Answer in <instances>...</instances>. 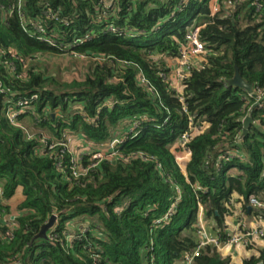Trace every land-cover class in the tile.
I'll return each mask as SVG.
<instances>
[{
	"label": "trees",
	"instance_id": "16d2710c",
	"mask_svg": "<svg viewBox=\"0 0 264 264\" xmlns=\"http://www.w3.org/2000/svg\"><path fill=\"white\" fill-rule=\"evenodd\" d=\"M252 1L213 13L211 0H0V264H178L198 246L200 211L222 243L234 196L264 219L248 208L264 203V9ZM194 22L207 51L176 87L167 59ZM57 55L76 64L48 74L42 57ZM237 71L260 100L227 84ZM33 95L16 126L10 108ZM66 131L93 150L120 139L117 155L75 177ZM193 264L234 263L208 244ZM243 264H264V249Z\"/></svg>",
	"mask_w": 264,
	"mask_h": 264
},
{
	"label": "built area",
	"instance_id": "2783aa9c",
	"mask_svg": "<svg viewBox=\"0 0 264 264\" xmlns=\"http://www.w3.org/2000/svg\"><path fill=\"white\" fill-rule=\"evenodd\" d=\"M221 0H213L212 7H213V13H217L220 9V3ZM246 0H232L233 5H238L241 3H244ZM250 6H254L256 12L262 11L264 8H262V3L259 0H255L250 2ZM207 51L205 43L201 39V26H199L197 23L192 24L187 32L185 42L183 46L180 49L179 56L175 59L176 65L173 69V84L178 87L180 86V82L184 79L185 75L190 71L191 66L193 63L197 61H201V56L205 54ZM144 80V79H143ZM0 91L4 92L3 87H0ZM257 94L258 100L261 99V96L263 92L259 89L257 91H254ZM251 95V94H250ZM37 99V95H33L30 98L27 99H20L17 101L16 107L18 109L14 110L13 107H11L9 111V119L10 121L15 124L18 127H21L22 125L17 122L16 118L23 113L26 110V107L31 103L33 100ZM259 103V102H258ZM141 121H135L131 123L130 128L127 131V136L121 140L124 141L126 138L128 139L129 136H137L139 133H137V128L140 126ZM24 128V127H23ZM25 129V128H24ZM27 130V129H25ZM28 138L33 139L34 134L28 133ZM190 136L188 133L183 135L181 140H178L175 144L174 149L176 147H186L187 143L189 142ZM43 144H48V138L42 137L41 139ZM120 139H116L110 146V149L106 150H93L91 152L82 151L77 153V156L66 146L67 143H63L62 145L67 148L72 156L70 159V168L72 171L73 176L80 177L83 175L88 174L91 169L95 168L99 165V163L104 159H114L116 157V150L114 147L119 143ZM57 143L51 144L49 147L51 149H55L57 146ZM186 154L188 155L187 151ZM89 156L88 163H86L85 157ZM61 163V159H59V165ZM250 204L257 207H264V203L252 196L250 198ZM263 223L255 228H252L250 230H242L240 232H237L233 235H231L226 242L222 243L220 240L216 238H208L207 240L204 239V232L200 229L199 235H201V239L199 240L198 246L194 250L193 253H189L185 256V259L178 263V264H193L196 257L200 256L202 248H204L208 244H212V246H216L218 250L223 253L225 247H231L234 244H241L244 247L252 248L257 239H264V219L262 220Z\"/></svg>",
	"mask_w": 264,
	"mask_h": 264
},
{
	"label": "crops",
	"instance_id": "0c3cea01",
	"mask_svg": "<svg viewBox=\"0 0 264 264\" xmlns=\"http://www.w3.org/2000/svg\"><path fill=\"white\" fill-rule=\"evenodd\" d=\"M77 138V142H80V138L78 136H75ZM188 159V155H187ZM23 189L19 188L17 190L16 195L13 197V199L10 201V204L15 200H18V203L23 200ZM17 203V204H18ZM16 204V205H17ZM233 205V215H230L227 217V234L229 236L240 232L242 230H250L252 228L260 226L263 221L259 218L253 217L250 215L249 212L243 211V203L240 201V198L238 196H234V199L231 203ZM252 206L254 208L255 206L251 205L249 203L248 207ZM15 207V206H14ZM199 230L201 229L202 232H204V235H207L208 238H218L217 231L215 229V221L214 219H208L204 212L200 213L199 215ZM201 239V235H199V240ZM264 249V239H257L255 245L252 248L244 247L241 244H234L231 247H225L222 255L224 257H230L231 261L234 264H243V262L246 259H249L252 256H259L260 251Z\"/></svg>",
	"mask_w": 264,
	"mask_h": 264
},
{
	"label": "rangeland",
	"instance_id": "374dc122",
	"mask_svg": "<svg viewBox=\"0 0 264 264\" xmlns=\"http://www.w3.org/2000/svg\"><path fill=\"white\" fill-rule=\"evenodd\" d=\"M213 2V0H211V3ZM195 24V22H194ZM43 59V63L45 64L46 66V69H47V72L48 74H52V73H59V71L64 72L65 68L66 67H72L74 64H76L75 60H77L76 58H71L69 56H61V55H57L56 57L52 56V57H49V56H44L42 57ZM167 61H169L172 65H176V60L173 59L172 57H169L167 59ZM81 61H79V63H77V66L79 69H81ZM60 68V70H59ZM78 69V70H79ZM59 70V71H58ZM69 75V73H68ZM250 116V115H249ZM246 120V119H245ZM32 123V122H31ZM29 127H32V124H30L28 126V124H24V128L27 129L29 131ZM29 128V129H28ZM75 134L69 132V131H66L65 132V138L67 139L68 143L66 144V146L68 147V149H70L76 156H77V153L78 152H81L80 150L82 151H86V152H91L93 151V148L90 147V146H93V144H90V143H85V142H77V138H75ZM113 143V142H111ZM111 145V144H110ZM110 145H107L103 148H100V149H94L95 150H106V149H110ZM176 152V155H177V161L180 162V163H184L185 161H187V154L186 152H180L178 153L177 150H175ZM20 199L18 200H14L11 205L12 206H16V204L18 203ZM200 213H203V211H200Z\"/></svg>",
	"mask_w": 264,
	"mask_h": 264
},
{
	"label": "water",
	"instance_id": "95a60500",
	"mask_svg": "<svg viewBox=\"0 0 264 264\" xmlns=\"http://www.w3.org/2000/svg\"><path fill=\"white\" fill-rule=\"evenodd\" d=\"M227 84L229 86H234V87H239V88H242L244 90H246L249 94H251L252 97L254 98H257V94L254 92V87L253 85H251L250 83H248L242 76L241 74L239 73V71H237L235 77L231 80H228ZM258 105V103H256L254 105V107H256ZM253 122V118L252 116H248L245 120V123H244V131H243V134H247L249 132V127H250V124ZM249 210L252 209V206H249L248 207ZM57 219H58V215L56 214H53L50 218V220L48 221L47 224H45L41 231L37 234V236L34 238L35 239H38V238H43V239H47L48 238V231L53 229L57 223ZM204 239L207 240V235H204ZM33 240V241H34ZM212 245V244H211Z\"/></svg>",
	"mask_w": 264,
	"mask_h": 264
}]
</instances>
